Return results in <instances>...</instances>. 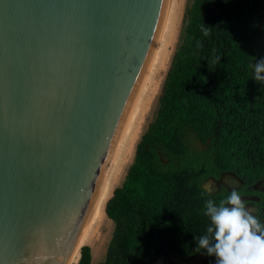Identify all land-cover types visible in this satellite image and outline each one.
I'll return each instance as SVG.
<instances>
[{
    "label": "water",
    "instance_id": "obj_1",
    "mask_svg": "<svg viewBox=\"0 0 264 264\" xmlns=\"http://www.w3.org/2000/svg\"><path fill=\"white\" fill-rule=\"evenodd\" d=\"M165 5L0 0V264L69 263Z\"/></svg>",
    "mask_w": 264,
    "mask_h": 264
},
{
    "label": "trees",
    "instance_id": "obj_2",
    "mask_svg": "<svg viewBox=\"0 0 264 264\" xmlns=\"http://www.w3.org/2000/svg\"><path fill=\"white\" fill-rule=\"evenodd\" d=\"M264 0H192L158 97L154 118L136 143L105 213L113 230L95 264H153L159 257L202 253L197 236L212 234L206 202L228 197L202 184L232 172L241 196L264 200L253 185L264 178V95L255 87L253 46ZM209 29L204 36L202 28ZM194 140L205 144L192 146ZM262 225L264 222L258 216ZM90 245L74 264H93Z\"/></svg>",
    "mask_w": 264,
    "mask_h": 264
},
{
    "label": "rangeland",
    "instance_id": "obj_3",
    "mask_svg": "<svg viewBox=\"0 0 264 264\" xmlns=\"http://www.w3.org/2000/svg\"><path fill=\"white\" fill-rule=\"evenodd\" d=\"M191 1L192 0H177L176 5L174 6L175 10L173 9L174 14L173 17L171 18L172 21L170 20L166 32L164 34L165 43H163V50L161 51L160 56L162 54L163 55L161 57L159 56L160 62L159 63L157 62L158 65L156 64V71H155L156 78L154 77L152 79L153 81L151 82V84H149L148 87L146 88V92L143 96V99L141 100L137 108L136 114L134 116V119L130 125V130L126 135L120 153L119 161L115 166V171H114L115 180L109 198L112 195L113 190L121 185L125 177L126 171L133 160L136 143L139 140L141 134L146 130L149 122H151L154 118L158 104V97L161 91V87L163 84V80L165 78L166 71L170 65L173 54L177 48V44L181 40L183 35L184 12L186 8L190 6ZM262 59H264V18L260 22L259 32L255 41V45L253 46V62H252L253 72H254V67H253L254 64ZM159 67L161 68L159 69ZM255 87L257 90L261 91V93L264 95V82H259L255 79ZM192 146L197 149H202L205 147V144L201 143L198 140H194ZM233 175L234 174H229L228 180L229 179L234 180L237 182L236 184L233 185L227 183L228 181L227 180L226 183L221 184L218 182L217 185L211 184L212 187L209 188L208 182L210 180H208L207 182L204 183L205 189L209 192H213L217 190L221 185L225 186L229 190L237 189L239 188V186H241L242 181L238 182ZM253 188L264 191V178L259 180L257 183H255L253 185ZM241 197L245 201L246 206L248 204L252 206L250 212L252 214H258V216L264 222V200H262L260 204H257L256 202L260 201V198L258 196H241ZM113 225H114L113 221L110 218H107L106 219L107 227L99 228L96 225L92 228L93 230L91 229V233H90L91 238L97 239V243L94 242L93 244L94 249L97 250L99 246H101L103 249L100 258H98L97 260L92 259V263H96L104 259L105 250L113 230ZM85 244L91 246L90 242H85L82 245ZM93 247L91 246V249H93ZM79 256H80V251H79ZM153 264H206V260L204 254L197 253V254L185 255L183 257H180V255L172 256L169 258L159 257Z\"/></svg>",
    "mask_w": 264,
    "mask_h": 264
},
{
    "label": "clouds",
    "instance_id": "obj_4",
    "mask_svg": "<svg viewBox=\"0 0 264 264\" xmlns=\"http://www.w3.org/2000/svg\"><path fill=\"white\" fill-rule=\"evenodd\" d=\"M201 30L204 36L209 35L208 28ZM253 67L255 79L264 82V59ZM227 183L237 182L229 179ZM205 215L211 220L207 232L212 234V239L207 235L197 236V251L203 249L215 256L216 264H264V225L247 209L240 190L233 189L219 205L208 199Z\"/></svg>",
    "mask_w": 264,
    "mask_h": 264
},
{
    "label": "bare ground",
    "instance_id": "obj_5",
    "mask_svg": "<svg viewBox=\"0 0 264 264\" xmlns=\"http://www.w3.org/2000/svg\"><path fill=\"white\" fill-rule=\"evenodd\" d=\"M177 0H166V5H165V13H164V20H163V27H162V34H161V39L156 47V50L151 58V61L147 67V70L142 78V81L138 87V90L133 98V101L128 109V112L126 114V117L124 119L122 128L120 130L117 142L115 144L113 153L111 155L109 164L107 166L104 178L102 180L100 189L98 191L95 203L93 205L91 214L89 216L87 225L84 229V232L74 250V253L69 261L68 264H73L75 262H77L78 257H79V251H80V247L83 243L85 242H90L91 246L93 247L94 242L97 243V239L91 238V229L97 225V227L99 228H105L106 226V219L108 218L106 213H105V205L106 202L109 198L112 186L114 185V180H115V166L119 161V157H120V153L123 147V143L125 141L126 135L128 134L129 130H130V125L134 119V116L136 114L137 108L141 102V100L143 99V96L146 92V88L148 87L149 84H151V82L153 81L152 79L155 77L156 74V64L157 62L159 63L160 61V53L163 50V43L164 42V34L166 32L167 26L171 20V18L173 17V9L175 8L174 6L176 5ZM175 10V9H174ZM172 21V20H171ZM170 26V25H169ZM160 56V57H159ZM165 60V59H164ZM164 62V61H162ZM163 64V63H162ZM158 65V64H157ZM162 66V65H160ZM161 67H159L160 69ZM160 72V71H158ZM157 76V75H156ZM156 78V77H155ZM156 80V79H155ZM229 174L232 173H227L223 176L222 181H227ZM218 182H216L215 180H213L212 178H210V181L208 182L209 184L212 185H217ZM251 205H248V210L250 211L252 208ZM93 230V229H92ZM96 240V241H95ZM103 249L101 246H99V248L92 249V256L94 260H97L98 258H100V255L102 253Z\"/></svg>",
    "mask_w": 264,
    "mask_h": 264
},
{
    "label": "flooded vegetation",
    "instance_id": "obj_6",
    "mask_svg": "<svg viewBox=\"0 0 264 264\" xmlns=\"http://www.w3.org/2000/svg\"><path fill=\"white\" fill-rule=\"evenodd\" d=\"M227 173H232V172H224V173H222V174L220 175V177H221V181H220L221 184H222V183H226V181H225V182L222 181V178H223V176H224L225 174H227ZM232 174H233V173H232ZM233 176L235 177V179H236L238 182H241V180H240L235 174H234ZM220 177H219V178H220ZM208 180H210V178L207 179L205 182H207ZM220 182H219V183H220ZM256 183H257V182H256ZM248 196H255V195H248ZM248 205H249V204H248ZM248 205H247V208H248Z\"/></svg>",
    "mask_w": 264,
    "mask_h": 264
},
{
    "label": "crops",
    "instance_id": "obj_7",
    "mask_svg": "<svg viewBox=\"0 0 264 264\" xmlns=\"http://www.w3.org/2000/svg\"><path fill=\"white\" fill-rule=\"evenodd\" d=\"M102 261V260H101ZM99 262V261H98ZM97 263V262H96ZM93 264H95V263H93Z\"/></svg>",
    "mask_w": 264,
    "mask_h": 264
}]
</instances>
